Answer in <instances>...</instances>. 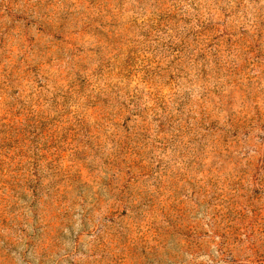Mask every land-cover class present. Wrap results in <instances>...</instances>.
Segmentation results:
<instances>
[{"label": "rangeland", "instance_id": "374dc122", "mask_svg": "<svg viewBox=\"0 0 264 264\" xmlns=\"http://www.w3.org/2000/svg\"><path fill=\"white\" fill-rule=\"evenodd\" d=\"M0 264H264V0H0Z\"/></svg>", "mask_w": 264, "mask_h": 264}]
</instances>
